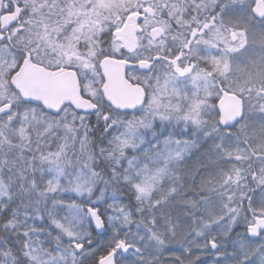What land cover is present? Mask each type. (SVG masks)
<instances>
[{"label":"snow or ice","instance_id":"6c2138e0","mask_svg":"<svg viewBox=\"0 0 264 264\" xmlns=\"http://www.w3.org/2000/svg\"><path fill=\"white\" fill-rule=\"evenodd\" d=\"M0 264H264V0H0Z\"/></svg>","mask_w":264,"mask_h":264}]
</instances>
